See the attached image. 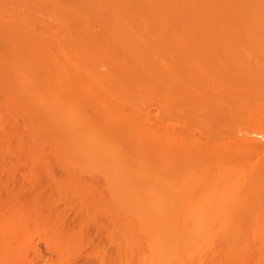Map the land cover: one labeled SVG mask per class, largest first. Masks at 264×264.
Here are the masks:
<instances>
[{
    "label": "bare ground",
    "instance_id": "obj_1",
    "mask_svg": "<svg viewBox=\"0 0 264 264\" xmlns=\"http://www.w3.org/2000/svg\"><path fill=\"white\" fill-rule=\"evenodd\" d=\"M0 43V90L10 98V105L28 109L25 113H30L32 127L44 126L52 140L57 139V158L66 156L61 163L72 158L66 164L78 171L83 163L85 172L101 167L99 174L105 176L103 182L108 181L109 195H121L117 193L130 176L135 186L129 191L128 185L127 191L133 198L136 194L153 200L167 198L170 211L177 207L176 214L183 209L184 219L180 212L176 218L178 224L183 222V232L176 219L169 223L171 227L165 226L171 229L166 230L168 240L180 233L176 240L187 245V259L196 256L200 264L233 263L236 253L244 249L241 242H248L249 248L257 239L255 245L259 243L261 250L257 255L264 262V159L258 158L260 162L252 168L248 157L236 156L239 152L235 153L219 129L227 115L235 111L232 118L238 117L244 109L246 117H254L249 118L253 123L239 140L238 151L242 147L252 158L264 149V0H0ZM13 93H22V99L9 97ZM145 106L155 108L161 121L162 116L172 118L175 113L177 118H187L186 111L194 118L202 114V125L197 128L202 129L203 141L198 137L197 143L191 136L186 141L178 133V138L171 136L168 131L173 126L165 119L162 122L168 123L170 135L158 124H147L151 119L143 116ZM47 114L56 119L44 117ZM36 127L32 133L45 137L46 130ZM165 241L173 252L180 246ZM156 246L149 260L145 252V257L140 254L146 260L139 257L140 264L167 260L163 246ZM169 253L170 259L175 258ZM7 256L0 258L3 261Z\"/></svg>",
    "mask_w": 264,
    "mask_h": 264
},
{
    "label": "rangeland",
    "instance_id": "obj_2",
    "mask_svg": "<svg viewBox=\"0 0 264 264\" xmlns=\"http://www.w3.org/2000/svg\"><path fill=\"white\" fill-rule=\"evenodd\" d=\"M1 45L2 44L0 43V50H2ZM212 59H213V57H212ZM0 93H1L0 94V105L3 106V108H5L3 111V109L0 107L2 109V110L0 109V111H1L0 112V203H1L0 215L3 216L2 219L0 218V222L2 223V221H4V223H6L5 226H4V224H2V226L0 227V231L3 229H4V231H6V233H3L4 231H2L1 233H3L4 235H0V250H1L0 252L2 253L4 251V253H5V254L0 253V255H1L0 257H2V256L5 257V255L6 256L10 255L8 259H7V257H8L7 256L6 258H4L3 261L1 260L2 258H0V264H7V263L8 264H16L18 262H19L18 264H26L25 263L26 260H28V264H140L139 263V261H140L139 257H140V259H142L143 257H145L144 254H146V256H147L148 254H151L152 251H155L153 249H155V248L157 249L158 245L156 246V244H161L163 246L162 249L165 252L164 257H167L164 259H167V260L170 259L169 258L170 257L169 252H171V255L173 253L175 254V258L172 256L173 259H172V257L170 259L172 263H170V261H167V260L166 261L160 260L161 262L159 263V261H158V264H163L164 263L163 261H165L164 264H185L187 260H189V261H187L188 264H190V263L191 264H200L201 261L199 262L197 259H195L196 256H195V258H193L195 260H193L191 258L187 259L188 257L187 258L185 257L188 254L185 255L186 249H184V246H185L183 244L184 242L182 243V241H180L181 243H178L179 241L176 240V239H178L177 237H179L178 235H180L179 232L177 234V237L175 235V236H172L171 240H168L171 237L167 239V237H169V235H168L169 233H167V235H166V232H167L166 230L170 229V228H167V226L171 225V224H169L170 222L171 223L175 222V219L178 217L179 212H180L179 216H181L180 219L181 218L184 219L183 209H181V210L179 209V212H176V214H175V211H178V209H177V207H175V209H174V206H173L174 210L172 211V209H171V211H170V209H169L170 207L166 205L168 203V202H166L167 198L166 199L164 198L161 200H156V199L153 200L151 198L146 199V198L141 197L142 198L141 199L139 197V195L137 196V194L135 196L136 198L135 197L133 198L134 194H132V192L129 193L127 191V188L130 185L131 186L129 187V191H131V188L133 185L135 186L134 181L130 176L128 177L130 179L129 180L127 179V182H126V183L129 182V183L126 184V186L122 188V189H124V188H126V189L125 190L119 189V191L121 193L120 192L117 193V194H121V195L113 194L114 195L113 196V195L107 194L108 189L106 190L105 188H107L109 186H107V187H105V186L108 185L106 183L108 181H106V179H105L106 182H103L102 178L105 176H102L101 174H99L101 167L94 169L95 172H98V173H93L94 172L93 169H92L93 172L90 171V169L87 170V171L92 172L88 176L87 174L89 172H87V171L85 172V170L83 171V168H81L84 166L83 163H81L82 165L80 164L78 171L76 170V168L75 169L72 168L74 166L70 165L71 164L70 161L72 160V158L70 161L65 160V162L66 161L68 163L70 162V164H66L67 162L64 163L61 160L62 163H64L65 165L62 164L60 162V159L64 160L66 156L63 158V154L60 153L62 155V157H60V159L57 158L58 157L57 156L58 155L57 154V148H59V146H57V147L54 146V144L58 145V143H55L57 139L52 140L50 133L48 134L47 129H45L44 126H42V127L46 130L45 132H47L46 136L44 135L45 137H39V133H35L36 135L34 133H32V128L34 129L36 126L32 127L33 122H31V119L29 118L30 113L26 114L28 112V111L26 112V110H28V109L23 110L26 108V107L23 108L22 107L23 105H21V106L17 105V107L20 106V108L22 107L23 109L22 108L16 109L15 106L13 107L12 105L9 104L8 100H10V98L8 99L6 97V95L3 94L4 92L2 90H0ZM15 94H17V95H15ZM15 94L13 93V95L11 94V95H9V97L10 96H11V98L15 97L16 100L22 99L21 98V97H23L22 93H15ZM196 100H197V98H196ZM9 106H11V107H9ZM28 106H30V105H28ZM28 106H27V108H28ZM2 111H3V114H2ZM87 111H86V113H88ZM126 111H128V110H126ZM184 111L180 114V116L184 115L183 114ZM243 111H244V109L241 112L243 113ZM145 112H147V113H145ZM234 112H231V113L234 114ZM156 113H157V115H156ZM231 113L229 115H227L225 117V119H223L225 124L221 125V123H219V126H220L219 129L220 130L222 129L221 134L224 135L225 141L229 142L230 146L231 145L236 146V148L231 146L232 149L235 150V153L239 152L238 154L236 153L237 154L236 156L241 160H243V159L247 160V157H248L249 158L248 162H249L250 166L252 167V165L254 166V165H256V163L260 162L259 159H261V160L264 159L263 147L261 148L262 150H259L258 153H256V154L253 153L254 156H256V157H254L252 154V158H250L251 153H248V155L245 154L246 150L244 148L242 149V147L239 148V150L241 149V151H238V145L239 146L242 145V144H240L241 141H239V140H242L244 138L243 136L246 137L247 132L251 129V124L253 122H251V124H250L249 118L251 116L252 117H254V116L247 113L249 116L246 117V115H245L246 112H244L243 113L244 115H242V113H241L240 115L237 114L238 117L234 115V117L232 118L233 114L231 115ZM142 114H143V111H142ZM142 114H141V117H142ZM146 114H147V116H146ZM173 114H171V115H173ZM175 114H174V116H172V118L174 119L173 121H171L172 118H170V117L168 118V115L162 116V118H163L162 121H164V119H165L164 122H166V121L170 122V124H168L169 122L166 123V124H168V126L170 125V128L173 126L172 129H169V131L167 130L168 129L167 125L164 124V122H162L161 120H159L157 118V116L160 114H158V111L156 112L155 108L149 109V107H146V110L144 109L143 116L145 115V118L146 117L148 118L150 116V118H148L149 120L151 119L149 123H148V120H146L147 118L145 119L146 120L145 122L147 124H151V123L152 124L154 123L155 125L158 124L161 127H163L165 129V131L167 130L169 133L171 132L172 133V134L170 133L171 136L174 135V137L178 138L177 135H179V134L183 135L184 134V136L182 137V138L185 137L184 140L186 139V141H189L187 139L190 138V136H191L194 141L198 140L197 141V143H198L199 138H201V137H199V131L202 132L201 131L202 129L199 130L200 126L202 125V124L200 125V123H202V121H203V118H200V117H202L203 115L197 113V114H195V118H194L193 116H190V114H188L186 111L185 115L187 114L191 118V120H190L187 116V118L189 119L188 120L186 118V116H185L186 119L184 117L183 118H180V117L177 118L178 114L177 115H175ZM90 115H91V113H90ZM44 117H48V119H50V120L53 119V121L56 119L54 117V114H49V115L47 114V115H44ZM44 117L41 116V118H39V120L41 119V121H39V122L36 120L38 122V125L40 122L43 121L42 118H44ZM183 119H185V121ZM36 121L34 123H37ZM53 121H52V124H53ZM186 121H188V122H186ZM250 121H252V120H250ZM49 123H51V122L49 121ZM162 123H163V125H162ZM42 124H44V123H42ZM56 124L57 123H55V125ZM30 125L32 127L31 129H30ZM48 125L47 124L45 125V126H47L46 128L50 129V128L54 127L53 125H52L53 127H51L50 124H48ZM40 127L41 126H39V127L37 126L36 129L39 130ZM42 127H41V131H42ZM194 127H195V129H194ZM197 127H199V128H197ZM173 128H174V130H173ZM56 129H57V127L54 130H56ZM164 129H162V130L164 131ZM172 130L175 133H173ZM10 131H12V133ZM167 131H166V134L170 135L169 133H167ZM31 133L33 135H31ZM175 134H177V135H175ZM37 135H38V137H36ZM223 135H222V137H223ZM33 136H34V138H33ZM54 138H56V137L54 136ZM48 139H50V141ZM231 140H233V141H231ZM202 141H203V139H202ZM262 142L264 144V141H262ZM2 144L3 145L5 144L4 148H3ZM37 144H40V145H37ZM41 145H42V147H41ZM46 145H47V147H46ZM52 145L54 146V152H53V146ZM23 148L24 149L26 148V149L24 150ZM51 149H52L53 153L51 152ZM21 150L23 152H21ZM26 150H27V152H26ZM44 150H46V152ZM244 150H245V153H244ZM48 152L52 156H50L48 154ZM45 154L47 156L49 155L48 156L49 159ZM40 155L43 156L44 158H41ZM68 157H72V156H68ZM67 159H70V158H67ZM253 162H254V164H252ZM60 165L63 167H60ZM68 165H70L72 167H69ZM255 167H257V165ZM80 168H81V170H80ZM85 168L86 167H84V169ZM71 169H72V171H71ZM87 169H88V166H87ZM102 169H103V167H102ZM76 173H78L79 176H77ZM82 175L85 178L87 177V179L83 178ZM66 176L69 177L68 181L66 180V178H67ZM80 177H81V179H80ZM91 178L94 180H92V182L90 183ZM82 179L85 180L84 185H83ZM93 181H96V183ZM100 182H102V183H100ZM85 183L88 184L89 186L85 185ZM92 183L94 185H92ZM97 183H98V185H97ZM100 185L102 186V188ZM79 186H80V188H79ZM91 186H92V188L89 189ZM134 186H133V188H134ZM76 187L78 190H80L82 188L83 191H82V189H81V192L76 190ZM103 187H104V189H103ZM87 189H89L90 191ZM97 190L98 191L101 190V193L100 192L98 193ZM73 191L74 192L76 191V192L74 193ZM86 191L89 194V196L86 193ZM132 191H134V189ZM82 192H84V193H82ZM91 192H92V194L90 196ZM93 192H94V194L96 193V195H95L96 198L94 197ZM125 192H127L128 194H126ZM97 193H98V196H97ZM102 193H104V195H103L104 198H102L103 196L102 197L100 196ZM82 194L84 196H82ZM125 195H127V196H125ZM100 197H101V199L98 200L97 198H100ZM110 197H111V199H110ZM137 197H139V198H137ZM123 198H125V199H123ZM168 198L171 201V198L170 197H168ZM115 199H118V201L116 200L117 201L116 202ZM173 200H174L173 202H175L176 199H173ZM177 200H176V202H177ZM5 207H6V209H5ZM20 210H22V212L23 211L24 212L21 213ZM4 211L6 213H4ZM8 212H10V213H8ZM166 212H167V214L168 213L169 214L168 215L165 214ZM170 212H172V213H170ZM170 214H172L171 216H173V218L170 216ZM16 215L17 216L19 215V216L17 217ZM164 215H167L166 218L164 217ZM174 215H176V216H174ZM5 216H7L9 218L6 219ZM20 216L22 217V219ZM14 217H15V220H14ZM172 220H174V221H172ZM165 221H167V222H165ZM176 221H177L176 224H178L177 219H176ZM22 222L24 223L23 226H22V224H23ZM162 222L164 225H162ZM179 222H180V220H179ZM148 223H149V225H148ZM182 223L183 222H181V224L177 225V228H179L178 230H180L182 228ZM154 225L157 227H160V228H157ZM165 225H167V226H165ZM179 225L181 226V228L178 227ZM27 226H28V228H27ZM152 227H153V230H152ZM163 227L165 230H163ZM5 228H7V229L11 228V229H8V231H7V229H5ZM17 228L21 229V230L19 229L20 231L18 230V233H20L22 231L24 234L22 232L20 234H18ZM158 229H159V231H157ZM12 230L15 231L16 235L13 232H12L13 235L10 233V231H12ZM161 230H162V232L164 231L163 234H162ZM182 230H183V228L180 231H182ZM155 231H156V233H155ZM8 232H9V234H8ZM168 232H169V230H168ZM170 232H171V229H170ZM182 232H181V234H182ZM248 234H250V233H248ZM14 235H15V237H13ZM157 235L159 238L157 237ZM8 236H11L12 238L10 239V237L8 238ZM174 237H176V238H174ZM184 237L182 236L181 238L183 239ZM248 237H251V236L248 235ZM1 238H3V239H1ZM13 238H15V239H13ZM21 238H23V239H21ZM156 238H157V240H155ZM173 238L177 241L176 243L174 242L175 240ZM8 240H9V242H8ZM161 240H163V242H165V243H163ZM165 240H167V242L173 241L175 244H178L177 246L180 245L181 247L176 246L178 249L176 248L177 251L174 250V252H173V249L168 250L169 249L168 244L166 243ZM256 240H255V243H256ZM3 241H4V243H2ZM152 241L154 243L156 241V243L154 244ZM247 241H249V240H247ZM243 242L244 241H242L241 243H242V247L244 249H242L241 252L239 250V252H237L238 254L236 253L233 260H231V261H233V263H230V260L227 259V260H229V262L226 263V261H225L224 264H256V263L257 264H264L261 257H259L261 254V250H260V246H259L260 244L257 242L258 244L255 245V243L251 242L253 244V247L250 246L248 248L247 247L248 242H245L247 244L244 243V245H243ZM172 243H169V244L173 245ZM8 244L10 245V247H8ZM14 245H16L15 246L16 249H14ZM147 245H148V247H147ZM1 246L5 247V249L3 250V247H1ZM11 246L13 248H11ZM174 246H171V247L175 249ZM186 246H185V248H187ZM6 247H8L9 249L7 250ZM151 247H152V249H151ZM160 247H158V249H160ZM253 248H254V250H253ZM12 249H14V250L12 251ZM149 249H150V251H149ZM162 249H161V251H162ZM5 250H6V252H5ZM24 250H27V251L24 252ZM145 250H147V251H145ZM248 250H250V251H248ZM16 251H17V254H16ZM166 251L168 253H166ZM180 251L183 252L184 254L183 253L179 254ZM257 251L260 252L259 256L257 255L259 253ZM143 252H145V253L143 254ZM147 252H149V253H147ZM157 252H159V251H157ZM246 252H248V253H246ZM23 253H26V254L22 255ZM186 253H187V251H186ZM140 254L141 255L143 254L144 256L142 255L143 256L142 257V256H140ZM13 256H15V257H13ZM177 256H178V258H177ZM11 257H13V258H11ZM19 257L22 258V259L20 258V260L22 261L21 263H20V260L18 261ZM148 257H149V255L147 257H145V259ZM158 257H161L160 253H159ZM15 258H18V259L15 260ZM23 259H25L24 260L25 262H23ZM145 259H142V260H145ZM177 259L181 260V261H177ZM6 260H7V262H6ZM13 260H15V263L12 262ZM146 260H149V259H146ZM190 260L192 262H190ZM196 260H197V262H196ZM258 260H260V261L262 260L261 261L262 263H260V261H258ZM141 262H143V261H141Z\"/></svg>",
    "mask_w": 264,
    "mask_h": 264
}]
</instances>
